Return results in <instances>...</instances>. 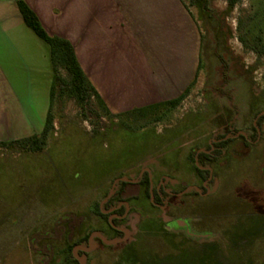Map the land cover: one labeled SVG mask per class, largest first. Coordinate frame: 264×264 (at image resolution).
<instances>
[{
	"label": "rangeland",
	"instance_id": "rangeland-1",
	"mask_svg": "<svg viewBox=\"0 0 264 264\" xmlns=\"http://www.w3.org/2000/svg\"><path fill=\"white\" fill-rule=\"evenodd\" d=\"M183 1L205 39L201 66L176 108L158 121L127 124L120 120L112 124L107 117L102 120L94 114L98 109L94 98L85 102L84 111L74 100H68L55 120L57 138L49 139L44 150L0 148V264H41V257L52 263L64 250H70V245L80 264H264V121L257 124L260 136L256 140L253 130L259 109L264 110V0H238L224 16L218 50L227 56L230 76L221 92L216 90L222 82V61L214 53L215 32L217 18L227 9L228 0H211L217 18L212 16L207 27L198 8L190 0ZM62 73L66 75L64 70ZM15 94L6 91L7 103ZM26 95L29 105L37 110L41 92ZM211 99L214 103L209 104ZM3 108L7 110V105ZM117 123L128 129L114 138L100 134L85 138L73 127L96 133L102 132V126L107 130ZM144 124L158 131L176 128L159 138L171 140L170 145L165 142V146L154 149L153 134L140 129ZM196 124L200 133L207 125V135L198 139L202 149L222 136L228 140L224 164L218 161L213 165L211 179L196 185L197 194L194 184L180 193L185 183L173 193H164L163 206L162 202L153 203V210L145 197L140 198V205H126L128 213L119 226L129 236L111 245L91 236L88 244L92 250L84 256L74 244L89 231L104 229L112 217L105 220L89 204L121 166L141 171L144 166L137 160L146 150L155 163L176 178L190 181L192 169L187 156L191 146L181 147L183 139L179 136ZM239 131L248 132L247 138ZM174 136L177 138L172 139ZM131 189L125 196L135 192ZM149 196L152 205L156 199ZM88 205L85 219L80 212L73 213L86 210ZM104 211L112 210L104 207ZM173 219H189L194 231L216 236L210 241L189 237L185 230L169 225ZM83 243L86 241L80 245ZM47 246L52 247L51 253L45 252Z\"/></svg>",
	"mask_w": 264,
	"mask_h": 264
},
{
	"label": "crops",
	"instance_id": "crops-1",
	"mask_svg": "<svg viewBox=\"0 0 264 264\" xmlns=\"http://www.w3.org/2000/svg\"><path fill=\"white\" fill-rule=\"evenodd\" d=\"M25 1L50 34L66 38L73 44L83 71L114 115L179 97L199 70L202 35L183 0ZM53 73L49 44L25 23L16 0H0V141L42 132L49 111ZM6 91L17 93L9 103ZM35 91L42 95L37 110L34 105H29L26 95ZM5 105L7 110L3 108ZM205 118L199 125L205 122ZM120 120L123 122L115 118L116 122ZM121 125L117 123L104 132L96 133L73 127L85 138L98 134L114 138L128 129L126 126L120 128ZM197 127L198 124L192 125L179 136L183 139L181 147L185 144L191 146L187 156L192 169L190 181L179 180L162 164L155 163L149 151L143 152L138 163L149 167L155 181L165 178L172 189L185 183L201 185L193 163L195 153L202 149L198 146V139L207 135V125L201 133L196 131ZM170 128L158 131L144 126L140 129L153 134L151 143L154 149H158L165 146V142L170 145L171 140L159 139L163 133L176 129ZM145 144L144 139L142 147ZM227 151L226 146L220 156L224 158L219 157L210 166L213 168L218 161L224 164ZM139 169L121 166L107 179L100 196L89 205L103 207L101 204L104 202L109 204L105 209L113 210L111 207L118 201L111 195L113 182L120 177L119 187H122L123 182L136 177ZM100 187L103 188V184ZM147 189L143 187L139 199L131 198L130 204L140 205V198L145 197L149 206L145 194ZM72 201L69 198L70 204ZM89 205L86 210L72 212H80L85 219ZM45 260L54 264L53 260L52 263L47 258Z\"/></svg>",
	"mask_w": 264,
	"mask_h": 264
},
{
	"label": "trees",
	"instance_id": "trees-1",
	"mask_svg": "<svg viewBox=\"0 0 264 264\" xmlns=\"http://www.w3.org/2000/svg\"><path fill=\"white\" fill-rule=\"evenodd\" d=\"M192 5H195L198 8L200 20L203 21L204 25L207 27L208 24H210L212 16L214 18L216 17L215 11L211 7V0H190ZM238 0H228V7L224 11V13L217 18V31L215 32L216 35V41H215V47H214V53L219 56L221 59V64L219 65V71L222 75V82L219 83L218 86H216V90L222 91V85L227 83L229 80V74L228 69L230 68V64L227 61V56L220 52L218 50V36L221 32L222 23L224 16L227 15L231 9L234 7L235 3ZM17 5L19 7V10L23 16V19L25 23L35 31V33L42 38L45 42H47L51 48V60L53 64V80L52 85L50 89V105H49V111L46 117L45 125L41 133L39 134H33L31 136L20 138V139H12L7 141H0V148H8L11 150H20V149H28L31 151H42L44 150L47 142L49 139L54 138L55 136V120L60 117L58 115V112L63 111L66 105V102L68 100H74L81 109L84 108L85 102L91 100V98H94L96 100V103L98 105V109H94L93 112L97 116V118L101 117H107L112 124H114L116 121L115 118H120L124 122L132 123L137 121H147V122H153L160 120L166 112L176 108L181 101L185 98V96L188 94L191 85L193 84V81L191 84L187 87V89L177 98L163 101L160 103L152 104L145 107L135 108L133 110L119 113V114H112L109 108L105 105L104 101L102 100L100 94L96 90L93 83L90 81V79L87 77L85 72L83 71L73 44L66 38H63L58 35H52L50 34L43 24L41 23L39 17L37 14L33 11V9L28 5V3L25 0H16ZM204 39L205 37L201 36V42H202V49H201V56H200V65L202 61L203 56V47H204ZM264 52V51H263ZM62 70L66 71V75L62 73ZM227 93L228 92H222ZM57 109V111H55ZM84 111V109H83ZM263 111L259 109L258 114ZM153 119V120H152ZM264 121V113L261 114L258 117L257 124L261 125ZM146 126L145 124L142 127ZM112 128V127H111ZM254 130L256 129V126H253ZM227 141H220L218 143H215L214 145L217 147L216 153H219L222 149V147H225ZM202 155V154H201ZM196 163V162H195ZM195 168L199 171V173L202 174L204 178L209 176L208 170H203L199 167V163ZM122 187L120 190L114 195L113 198H117L118 200H130L131 194L128 196H125L127 191L126 186L130 185L128 182H123ZM137 185H132V189L135 190L132 194H137ZM131 189V191H132ZM203 189V188H202ZM205 189V188H204ZM150 189H147V195L149 196ZM150 197V196H149ZM156 201L161 202L159 200V196L156 195ZM152 205H149V209L153 210V203ZM104 207L108 208L109 204L107 203L103 207H100V205H96L95 212L100 214L101 217H103L105 220L109 218L110 213H105ZM153 207V208H151ZM126 210V205L121 206L115 213H117V217H114L111 221L115 225H119L121 223V220L118 216L123 215ZM111 221L108 219V224L104 229L110 227ZM72 223V219L67 221V224L70 225ZM92 231H89L88 233L84 234L82 237V240L76 242L74 246L79 245L82 241H86ZM116 234L118 236H121L123 232L116 231ZM216 235L214 233L209 232L207 235H198L197 238H203L206 241H210L213 237ZM190 237V236H189ZM35 247V246H34ZM45 252L51 253L52 247L47 246L45 247ZM37 249V248H34ZM71 245L70 250H64L63 255L57 256V258H54L53 263L54 264H80L77 259L75 258L74 253L71 251ZM46 257H41L40 263L41 264H48L46 262Z\"/></svg>",
	"mask_w": 264,
	"mask_h": 264
},
{
	"label": "flooded vegetation",
	"instance_id": "flooded-vegetation-1",
	"mask_svg": "<svg viewBox=\"0 0 264 264\" xmlns=\"http://www.w3.org/2000/svg\"><path fill=\"white\" fill-rule=\"evenodd\" d=\"M214 103V99H211L209 101V104L210 103ZM264 111V110H263ZM263 111H261L258 115V117L263 114ZM257 121H258V118L256 117L255 119V122H254V126H256V129L254 130V139L256 140L257 137L260 136V130H259V127L257 126ZM239 135L244 137V138H247V135L249 134L248 132L246 131H239ZM220 141H228L224 136H222L220 138ZM220 141H215L213 142L211 145H209L207 148H204V149H201L199 152L195 153L194 155V167L195 165L197 166L198 163L200 164L199 167L203 170H208L209 171V176L204 178L202 176L201 173H199V171L196 169V172L198 173V176L200 177V180H201V183L202 182H206L207 180L211 179L212 177V167L210 166V163H212L214 160L218 159V157L220 156L221 153H223L225 151V147H223L221 149V151L219 153H216L215 154V151L217 150V147L214 145L215 143H218ZM202 154V155H201ZM196 162V163H195ZM148 166H144V169H142L141 171H138L136 177L134 179H130L129 181H127L130 185H127L126 186V189L127 191L129 189L132 188V185H137V194H131V198L133 199H139V194L141 193L143 187H148L150 189V194L151 196H154L155 199H156V195L159 196V200L162 202V204L160 206H163V195L164 193L166 194H170V193H173L175 189H172L171 187H168V181L165 179V178H162V179H159L157 181H155L154 177H153V173L151 172V170L148 168ZM120 177L115 179V181L113 182V187H112V193L111 195L114 197V195L120 190L121 187H119V183H120ZM157 186L155 188V183H157ZM203 186V185H202ZM191 188L193 187V184H189L186 186V188H183L182 190H180V193H183V192H186L187 188ZM194 190L196 191V194L198 193V188L196 187V185H194ZM169 188V189H168ZM150 196V197H151ZM112 197V198H113ZM115 199V198H114ZM151 199V198H150ZM154 202V201H152ZM160 202V203H161ZM156 204H159L158 201L154 202ZM130 204L129 200H118L117 203L113 206L114 208H112L113 210L110 212V221L114 218V217H117V213H115L121 206L123 205H127ZM126 213L128 212H125L123 215H120L118 216L120 220H122V217L126 215ZM175 220V219H173ZM171 220V221H173ZM170 221V222H171ZM170 222H169V225H170ZM188 223V226L187 227H182V226H178V227H174V226H171L174 230H185L186 233L188 234V236L190 237H196L198 235H207L209 234V232L207 233H200V232H196L192 229L191 227V223H190V220L188 219V221H186ZM116 231H121L123 232V234L121 236H118L116 234ZM93 237L95 239H98L100 241H102L104 244H108V245H111L112 243L114 242H117L119 241L120 239H124L125 237H128L129 236V233L127 230H124L122 227H120L119 225H115L112 223H110V227L107 228L106 230H94L90 233L88 239L86 240V243H83V245H76L79 247V251L81 253L84 254V256H86L90 250H92L91 246H89L88 244V241H89V238L90 237ZM78 261V260H77ZM80 263V261H78Z\"/></svg>",
	"mask_w": 264,
	"mask_h": 264
},
{
	"label": "water",
	"instance_id": "water-1",
	"mask_svg": "<svg viewBox=\"0 0 264 264\" xmlns=\"http://www.w3.org/2000/svg\"><path fill=\"white\" fill-rule=\"evenodd\" d=\"M263 113H264V111H263ZM170 225L174 226V227H178V226L187 227L188 223L186 221H183V220L175 219V220L170 222Z\"/></svg>",
	"mask_w": 264,
	"mask_h": 264
},
{
	"label": "built area",
	"instance_id": "built-area-1",
	"mask_svg": "<svg viewBox=\"0 0 264 264\" xmlns=\"http://www.w3.org/2000/svg\"><path fill=\"white\" fill-rule=\"evenodd\" d=\"M102 120H106V117H101ZM106 128L104 126L100 127V131L104 132Z\"/></svg>",
	"mask_w": 264,
	"mask_h": 264
}]
</instances>
